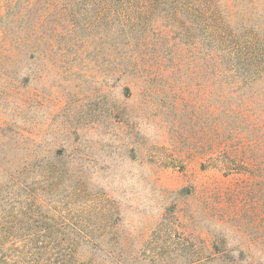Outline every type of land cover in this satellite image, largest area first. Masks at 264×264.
<instances>
[{
	"label": "rangeland",
	"instance_id": "1",
	"mask_svg": "<svg viewBox=\"0 0 264 264\" xmlns=\"http://www.w3.org/2000/svg\"><path fill=\"white\" fill-rule=\"evenodd\" d=\"M258 35L264 0H0V215L36 202L42 227L117 230L148 260L264 264V173L220 142L205 81Z\"/></svg>",
	"mask_w": 264,
	"mask_h": 264
},
{
	"label": "trees",
	"instance_id": "2",
	"mask_svg": "<svg viewBox=\"0 0 264 264\" xmlns=\"http://www.w3.org/2000/svg\"><path fill=\"white\" fill-rule=\"evenodd\" d=\"M241 44L246 48L222 55L226 67L206 70V99L211 97L212 83L217 84L220 142L233 135L242 145L247 143L252 150L248 172L264 173V37L258 35ZM230 102L236 103L238 110L225 109ZM42 220L36 202L25 211L0 215V264H163L129 250L120 231L42 227ZM105 236L113 242L98 240ZM200 263L196 260L185 264Z\"/></svg>",
	"mask_w": 264,
	"mask_h": 264
}]
</instances>
